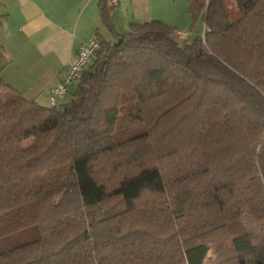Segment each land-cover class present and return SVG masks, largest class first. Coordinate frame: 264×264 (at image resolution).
Masks as SVG:
<instances>
[{
  "label": "trees",
  "instance_id": "obj_1",
  "mask_svg": "<svg viewBox=\"0 0 264 264\" xmlns=\"http://www.w3.org/2000/svg\"><path fill=\"white\" fill-rule=\"evenodd\" d=\"M232 1L97 36L56 106L0 76V264H264V0Z\"/></svg>",
  "mask_w": 264,
  "mask_h": 264
},
{
  "label": "crops",
  "instance_id": "obj_2",
  "mask_svg": "<svg viewBox=\"0 0 264 264\" xmlns=\"http://www.w3.org/2000/svg\"><path fill=\"white\" fill-rule=\"evenodd\" d=\"M99 0H0V44L6 63L0 76L23 96L48 105V91L63 75L79 45L93 35L111 40L118 25L161 19L175 29L178 44L191 42L187 0H117L112 29L102 21ZM185 32V36L176 33ZM199 32V33H198ZM72 86L70 87V89Z\"/></svg>",
  "mask_w": 264,
  "mask_h": 264
},
{
  "label": "built area",
  "instance_id": "obj_3",
  "mask_svg": "<svg viewBox=\"0 0 264 264\" xmlns=\"http://www.w3.org/2000/svg\"><path fill=\"white\" fill-rule=\"evenodd\" d=\"M112 4H116L117 0H109ZM206 30V26L203 25L200 36L203 40V34ZM178 36H185L187 33L178 31ZM100 48V40L97 35H93L87 40L83 41L75 54L74 59L68 63L63 71V75L60 79L56 80L48 91V104L56 106L60 101L65 98V95L69 88L72 86L75 80H77L83 71L90 65L93 58L96 56L97 51Z\"/></svg>",
  "mask_w": 264,
  "mask_h": 264
},
{
  "label": "rangeland",
  "instance_id": "obj_4",
  "mask_svg": "<svg viewBox=\"0 0 264 264\" xmlns=\"http://www.w3.org/2000/svg\"><path fill=\"white\" fill-rule=\"evenodd\" d=\"M227 4L229 5V7H232V9H233V1L232 0H227ZM117 28V31L118 32H120V33H122V32H127V30H128V26H125V27H123V26H119L118 25V27H116ZM202 29V28H201ZM201 29L199 30V32L201 31ZM198 32V33H199ZM35 235H34V233H29V232H23L19 237H18V239L17 240H15L14 242L12 241V242H10V243H14V244H17V243H19V242H22V241H27V240H29V239H32L33 237H34ZM218 240H221V239H219L218 238ZM211 256H212V252H211Z\"/></svg>",
  "mask_w": 264,
  "mask_h": 264
},
{
  "label": "water",
  "instance_id": "obj_5",
  "mask_svg": "<svg viewBox=\"0 0 264 264\" xmlns=\"http://www.w3.org/2000/svg\"><path fill=\"white\" fill-rule=\"evenodd\" d=\"M121 41V36H118L117 37V40H116V43L118 44L119 42ZM103 61L101 62V64H100V68H102L103 67Z\"/></svg>",
  "mask_w": 264,
  "mask_h": 264
}]
</instances>
